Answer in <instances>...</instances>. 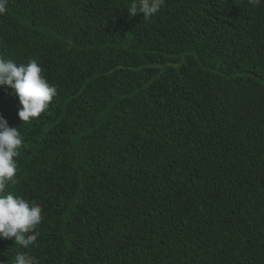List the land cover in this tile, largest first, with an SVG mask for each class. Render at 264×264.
I'll list each match as a JSON object with an SVG mask.
<instances>
[{
	"label": "trees",
	"instance_id": "16d2710c",
	"mask_svg": "<svg viewBox=\"0 0 264 264\" xmlns=\"http://www.w3.org/2000/svg\"><path fill=\"white\" fill-rule=\"evenodd\" d=\"M7 0L0 56L37 59L57 96L24 123L8 191L42 207L38 246L0 262L264 264V4ZM7 264V262H6Z\"/></svg>",
	"mask_w": 264,
	"mask_h": 264
},
{
	"label": "clouds",
	"instance_id": "9594fccd",
	"mask_svg": "<svg viewBox=\"0 0 264 264\" xmlns=\"http://www.w3.org/2000/svg\"><path fill=\"white\" fill-rule=\"evenodd\" d=\"M258 6L264 0H249ZM7 0H0V15L6 11ZM165 5V0H131L127 10L130 16L142 13L145 21L155 16ZM8 86L18 97L21 107L18 116L24 123L38 118L57 96V86L50 84L43 74L37 59L17 63L0 56V87ZM24 137L17 127H10L7 119L0 115V238L14 239L23 249L38 246L39 225L44 217L42 207L35 200H27L8 191L9 183H16L20 148ZM7 264H40L37 257L27 251H17ZM0 262V264H6Z\"/></svg>",
	"mask_w": 264,
	"mask_h": 264
}]
</instances>
